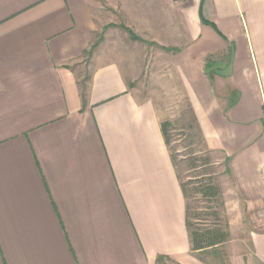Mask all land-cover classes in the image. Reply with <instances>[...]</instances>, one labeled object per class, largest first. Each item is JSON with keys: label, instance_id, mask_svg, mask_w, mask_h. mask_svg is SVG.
I'll list each match as a JSON object with an SVG mask.
<instances>
[{"label": "crops", "instance_id": "1", "mask_svg": "<svg viewBox=\"0 0 264 264\" xmlns=\"http://www.w3.org/2000/svg\"><path fill=\"white\" fill-rule=\"evenodd\" d=\"M176 5L182 88L228 158L226 211L259 220L233 245L264 264V0ZM93 30L88 0H0V264H206L151 100L115 62L78 78Z\"/></svg>", "mask_w": 264, "mask_h": 264}, {"label": "rangeland", "instance_id": "2", "mask_svg": "<svg viewBox=\"0 0 264 264\" xmlns=\"http://www.w3.org/2000/svg\"><path fill=\"white\" fill-rule=\"evenodd\" d=\"M88 3L94 22L92 43L95 47L90 58H81L77 63L79 80H85L96 65L115 62L122 68L128 89L139 99L151 100L160 122L169 121L170 154L175 158L179 181L188 182L186 187L191 195L188 200L194 210L199 211L203 202L193 192L194 184L190 181L198 177L213 178L220 186L223 200L220 217L228 223L229 236L218 250L220 261L209 256L213 263L208 262L241 264L243 253L233 244L245 242L250 248L245 234L259 228V220L252 219L248 212L244 219L237 220L242 206L232 207L228 216L223 188L230 187L232 181L223 165L224 156L213 150L205 152L209 148L205 141L199 140L196 116L178 71L179 51L188 37L182 20L184 12L176 5L177 0H88ZM227 216L233 220L229 221ZM190 254L196 257L191 251ZM163 264L179 263L167 257Z\"/></svg>", "mask_w": 264, "mask_h": 264}, {"label": "trees", "instance_id": "3", "mask_svg": "<svg viewBox=\"0 0 264 264\" xmlns=\"http://www.w3.org/2000/svg\"><path fill=\"white\" fill-rule=\"evenodd\" d=\"M95 47V43H92L88 50L84 53L89 56L93 53ZM169 121L160 122V129L162 136L164 138V142L168 148L170 154L171 149L169 147V138L167 127L169 126ZM197 127V126H196ZM198 129V128H197ZM199 136L201 141L204 142L203 135L198 129ZM211 151L210 149H206L205 152ZM170 158L172 160V164L175 166L174 160L175 158L170 154ZM226 173H229V169L227 167L228 158L224 157ZM193 159L191 160V166L193 167ZM173 166V167H174ZM179 179V178H178ZM195 181H190V183L194 184V188H192L193 192L197 193L202 200V204L199 211H195L193 206L189 203V197L191 195L187 190L188 182H180V188L182 190L181 193L184 195L185 199V226L188 232V238L190 242V251L195 254V258H198L200 261L211 264L209 260V256L217 259L219 257L218 250L220 246L223 245L229 236V227L228 223L224 221L220 216L221 213L219 209L223 208V200L220 186L214 182L213 178L204 179V178H195ZM212 204L213 206H210ZM194 220V221H193ZM168 256L158 255L155 264H163L164 260ZM220 261L219 259H217ZM210 261V262H208Z\"/></svg>", "mask_w": 264, "mask_h": 264}]
</instances>
